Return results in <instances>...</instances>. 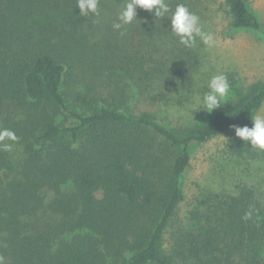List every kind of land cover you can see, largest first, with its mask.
<instances>
[{"label":"trees","instance_id":"obj_1","mask_svg":"<svg viewBox=\"0 0 264 264\" xmlns=\"http://www.w3.org/2000/svg\"><path fill=\"white\" fill-rule=\"evenodd\" d=\"M222 8L230 28L262 32L247 0ZM79 11L77 0H0V130L17 137L0 141V264H264L254 188L182 207L192 147L252 127L264 81L172 126L160 111L191 85L192 64L170 20L138 14L115 29L117 14ZM121 30L132 31L117 57ZM152 30L171 35L168 57ZM240 143L226 147L239 155Z\"/></svg>","mask_w":264,"mask_h":264},{"label":"rangeland","instance_id":"obj_2","mask_svg":"<svg viewBox=\"0 0 264 264\" xmlns=\"http://www.w3.org/2000/svg\"><path fill=\"white\" fill-rule=\"evenodd\" d=\"M104 1L111 5L104 8L102 12L104 14L101 13L102 7L98 8L101 18L109 17L110 14L119 16L127 3V0ZM166 2L170 5L173 1L166 0ZM178 2L185 4L191 12L198 15L204 30L212 33L216 39L215 45L211 48L200 42L199 38L194 47H186L192 64V83L189 87L172 93L170 105L160 111L161 116L172 126L177 124L191 126L195 122L206 120L215 110L208 113L206 110H199L203 107L202 104H196L197 97H202L208 90L207 82L213 75L223 73L228 77L231 86L229 98L233 97L235 88H246L253 83L264 81V0H247L249 8L260 22L261 33L230 28L223 12V0H178ZM138 14L147 15L151 22L161 20L154 17L152 12L140 8H137ZM141 15L136 17V21ZM131 31L115 32L119 36L117 41L120 51L129 46L123 44V40L131 34ZM121 32L124 35H121ZM162 34L152 30L155 42L165 41L162 44L165 46L162 48V56L168 57L172 50V38L170 34L167 36ZM128 51L134 54L129 48ZM121 53L124 51L115 52V55L121 57ZM193 105L197 110L190 111ZM260 110H264V105ZM233 138L239 139L240 145L244 146L243 152L239 155L226 147L227 142ZM236 185L254 188L257 199L264 201V152L258 151L250 142L241 140L235 136V132H232L192 147L190 165L182 178L183 190L188 199L182 207L190 204L194 199L193 196H199L201 199L222 191L231 192Z\"/></svg>","mask_w":264,"mask_h":264},{"label":"clouds","instance_id":"obj_3","mask_svg":"<svg viewBox=\"0 0 264 264\" xmlns=\"http://www.w3.org/2000/svg\"><path fill=\"white\" fill-rule=\"evenodd\" d=\"M98 4L99 0H77L79 14L82 16H88L89 13L99 15ZM137 8L152 12L156 18L170 20L171 32L179 38V43L185 47H194L197 38L209 48L216 43L214 35L204 30L198 15L191 12L183 3H178L173 11L166 0H127L118 16L120 23H114L113 27L121 29L123 25H130L137 19ZM121 35L124 33L121 32ZM207 89L202 97H197L196 104H202L203 107L199 110L203 109L208 113L221 108L231 96L230 82L223 73L213 75L207 82ZM194 110H197L195 105L190 107V111ZM251 120L252 127L234 125L235 136L245 142H250L251 146L258 151L264 152V110L252 114ZM4 140L16 141L17 137L11 130H0V141ZM3 148L10 150L11 145L4 144ZM250 215V213L247 214L246 218Z\"/></svg>","mask_w":264,"mask_h":264}]
</instances>
